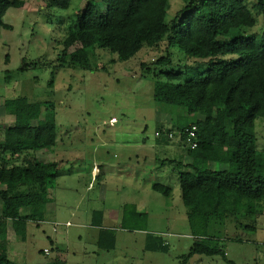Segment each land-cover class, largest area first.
Segmentation results:
<instances>
[{
  "label": "rangeland",
  "instance_id": "1",
  "mask_svg": "<svg viewBox=\"0 0 264 264\" xmlns=\"http://www.w3.org/2000/svg\"><path fill=\"white\" fill-rule=\"evenodd\" d=\"M92 1L101 8L106 6L101 0ZM247 2L250 7L252 0ZM84 6L85 0H72L67 9H48L45 0H24L22 7H11L3 16L11 28L0 31V137L14 121L4 111L5 99L26 96L31 101L53 102L56 143L47 149L45 159L56 161L59 171L49 189L44 220L29 221L24 240L10 235L14 239L8 243V257L16 264H264V211L256 219L241 222L255 224L254 229H243L234 218L205 217L201 209L181 199L178 170L181 163L191 161L187 148L181 143H177L179 150L154 147L157 139H163L155 132L173 127L167 121L164 103L153 99V81L141 77L145 72L141 63L149 66L163 54V45L143 47L128 60L95 48L91 57L97 67L94 71L55 67L67 23ZM182 6L181 0H170L166 20L170 22ZM255 16L253 27H241L237 33L264 32V17ZM233 38L227 35L222 44L228 47ZM176 51V46L170 49L173 64L168 70L196 74L207 69L203 60L188 59ZM23 60L28 66L20 70ZM256 136L258 149L264 150V120L257 121ZM39 153L35 150L32 154L39 160ZM101 160L105 161L100 164L102 173L108 174L107 190H99L97 184L89 186L91 169ZM203 165L196 163L197 167ZM136 173L144 180L139 179V188L133 189L136 186L124 183H132L128 177ZM151 182L170 187L171 193L165 196L152 190ZM133 201L143 206L138 212L143 217L127 208L124 226L116 224V219L122 220L123 206ZM103 209L114 215L106 221L108 227L101 222L96 228L91 224L96 217L92 212L103 214ZM98 229L112 230L113 249L98 246ZM147 233L160 236L168 250L145 249ZM194 242L219 245L225 256L190 254Z\"/></svg>",
  "mask_w": 264,
  "mask_h": 264
},
{
  "label": "trees",
  "instance_id": "2",
  "mask_svg": "<svg viewBox=\"0 0 264 264\" xmlns=\"http://www.w3.org/2000/svg\"><path fill=\"white\" fill-rule=\"evenodd\" d=\"M101 1L105 8L85 0L83 9L68 21L55 67L94 71L97 67L91 57L95 48L128 60L143 47L163 45V54L151 66L141 63L145 69L141 77L153 81V99L164 103L173 127L168 130L175 132L181 144L185 129L196 126L197 146L186 147L191 161L181 163L178 170L181 199L201 209L207 218H234L243 229H254L255 224L241 222L256 219L264 211V150L258 149L256 136L257 121L264 120V32H237L241 27H253L255 15L264 17V0H252L250 7L247 0H181L183 6L170 22L166 20L170 0ZM71 3L45 0V8L67 9ZM23 5L24 0H0V31L11 28L3 21L6 11ZM227 35L234 38L225 47L222 41ZM174 46L185 58L203 60L207 69L196 74L168 70ZM27 66L23 60L20 70ZM3 107L14 121L0 137V264H16L3 251L7 222L24 240L27 223L45 218L49 189L59 175L58 163L40 161L32 153L55 144L56 111L53 102L31 101L26 96L5 99ZM160 136L167 139L164 129ZM196 163L204 165L197 167ZM151 189L165 196L171 193L170 187L157 182ZM127 208L133 215H144L134 206L124 205L122 227ZM93 214L92 224L99 226L103 214L99 210ZM97 244L113 249L115 234L101 229ZM144 247L168 250L160 236L148 233ZM192 253L225 256L219 245L201 242L192 244Z\"/></svg>",
  "mask_w": 264,
  "mask_h": 264
},
{
  "label": "crops",
  "instance_id": "3",
  "mask_svg": "<svg viewBox=\"0 0 264 264\" xmlns=\"http://www.w3.org/2000/svg\"><path fill=\"white\" fill-rule=\"evenodd\" d=\"M112 118H114V117H112ZM115 119V118H114ZM111 120V119H110ZM115 121V120H114ZM161 138H163V139H157V142L155 143V145H154V147H165V148H168V149H170V148H173V149H176V150H179L178 149V144L177 143H180L179 141H178V139H175L176 140V142L174 143V141H169V140H167L166 138H164V137H161ZM55 143H56V141H55ZM55 145V144H54ZM53 145V146H54ZM53 146H51V147H53ZM51 147H47V148H44V149H39V151H40V158H39V160L40 161H44V162H47V161H51V160H46L45 158H47L48 156L46 155V153H48V150L47 149H49V148H51ZM144 147H145V143H143L142 145H141V150L142 149H144ZM50 153V152H49ZM43 155V156H42ZM104 160H101L99 163H97V165L95 166H93V168L91 169V180H90V182H89V186H91L92 185V187H94V185L95 184H97V188L99 189V190H101V189H108V186H106V179H105V177L108 175V174H106V172H104V173H102L103 171H104V169H103V167L102 166H100V164L102 163L103 165H104ZM103 174V176H104V178L103 177H101L100 176V174ZM120 178H122V177H120ZM128 178H130V179H132L133 180V182L132 183H124L125 185H131L132 186V188L134 187V186H136V187H134L133 189H137V188H139V186H140V183H138V180L139 179H141V180H144V178H143V175L142 174H140V177H139V174L138 173H136L135 175H133L132 177H128ZM103 179H105V181H103ZM135 180L137 181V182H135ZM93 183V184H92ZM153 182H151V183H149L148 185L151 187V184H152ZM124 184H120L119 186H121V187H123L124 186ZM147 185V186H148ZM67 188H69V186H66ZM49 202H50V197L48 196V199H47V206H48V204H49ZM126 204V203H125ZM130 204H132L134 207H135V210L137 211V212H141L142 211V208H143V206L140 204V203H138V201L136 202V201H133V202H131ZM0 211H1V205H0ZM95 210H93V212H94ZM103 211V218H102V225L104 226V227H108V225H109V223L107 224V220H109L108 218H110L111 216L110 215H114V214H110V213H105V210L103 209L102 210ZM93 212H92V214H93ZM105 217H106V220H105ZM103 219H104V222H103ZM109 222V221H108ZM66 223H69L68 221H66L65 222V224ZM119 223H121V220H118V219H116V224H119ZM91 224H92V220H91ZM107 224V225H106ZM96 226V225H95ZM11 227H10V223H9V221L7 222V226H6V235H5V239H6V241H5V247H4V249H3V251H4V253L7 255V257H8V254H7V247H8V243H9V245H10V242L14 239L12 236H10L12 233L14 234V232H12V231H10L11 229H10ZM96 228H97V226H96ZM98 233H99V229H98V231H97V235H96V238H95V242L97 243V239H98ZM15 235V234H14ZM47 253V252H46ZM9 258V257H8ZM10 259V258H9ZM11 260V259H10ZM13 261V260H12Z\"/></svg>",
  "mask_w": 264,
  "mask_h": 264
},
{
  "label": "built area",
  "instance_id": "4",
  "mask_svg": "<svg viewBox=\"0 0 264 264\" xmlns=\"http://www.w3.org/2000/svg\"><path fill=\"white\" fill-rule=\"evenodd\" d=\"M115 119L112 118L111 121H114ZM156 136L160 135L159 131L155 132ZM165 135L167 139L174 140L178 139V136L175 138V132L172 130H168L165 132ZM182 145L184 147L188 148H195L197 146V140H196V126L192 125L190 128L185 129V136L182 140ZM65 225H69V223H66ZM44 252H47V249L44 250Z\"/></svg>",
  "mask_w": 264,
  "mask_h": 264
}]
</instances>
